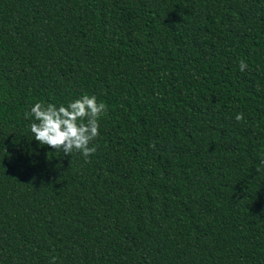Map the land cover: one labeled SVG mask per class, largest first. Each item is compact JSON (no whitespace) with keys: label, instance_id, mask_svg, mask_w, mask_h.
Listing matches in <instances>:
<instances>
[{"label":"trees","instance_id":"1","mask_svg":"<svg viewBox=\"0 0 264 264\" xmlns=\"http://www.w3.org/2000/svg\"><path fill=\"white\" fill-rule=\"evenodd\" d=\"M85 93L88 163L24 118ZM262 158L264 0H0V264H264Z\"/></svg>","mask_w":264,"mask_h":264},{"label":"clouds","instance_id":"2","mask_svg":"<svg viewBox=\"0 0 264 264\" xmlns=\"http://www.w3.org/2000/svg\"><path fill=\"white\" fill-rule=\"evenodd\" d=\"M247 68L248 64L241 59L240 71ZM107 111L104 102L98 101L95 95L85 93L59 106L44 101L36 102L25 111L24 118H33L30 131L39 145L60 151L64 156L79 153L88 163L97 151L93 141L100 135V119L107 115ZM235 119L237 122L243 121L244 114L237 113ZM261 165L264 166V158L261 159ZM51 264H56L55 257L51 258Z\"/></svg>","mask_w":264,"mask_h":264}]
</instances>
